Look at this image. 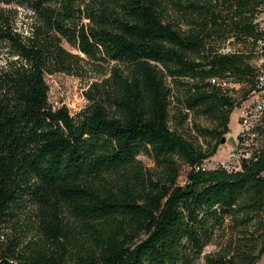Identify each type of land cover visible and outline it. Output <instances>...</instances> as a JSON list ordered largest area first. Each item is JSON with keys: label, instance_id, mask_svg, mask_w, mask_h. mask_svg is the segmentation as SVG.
I'll list each match as a JSON object with an SVG mask.
<instances>
[{"label": "trees", "instance_id": "trees-1", "mask_svg": "<svg viewBox=\"0 0 264 264\" xmlns=\"http://www.w3.org/2000/svg\"><path fill=\"white\" fill-rule=\"evenodd\" d=\"M169 6L0 0V264L261 259L264 164L194 166L216 152L237 103L209 78L231 75L243 97L253 85L250 57L219 48L264 35V0H174L176 17ZM104 67L79 109L52 104L48 77Z\"/></svg>", "mask_w": 264, "mask_h": 264}, {"label": "built area", "instance_id": "built-area-1", "mask_svg": "<svg viewBox=\"0 0 264 264\" xmlns=\"http://www.w3.org/2000/svg\"><path fill=\"white\" fill-rule=\"evenodd\" d=\"M264 9V7H263ZM262 26L259 30H262ZM223 54L242 52L250 57L249 63L255 68L253 85L245 97L239 93L242 84L236 82L229 74L209 78V83L237 99L234 110L237 112V133L229 131L234 145L225 156L217 154L210 159H203L194 166L196 171L220 170L226 173L241 172L245 166L258 161L264 164V35L247 37L234 42L228 39L220 48ZM233 110V111H234ZM225 137V136H224ZM226 143L220 146L223 147ZM264 175V170L261 172Z\"/></svg>", "mask_w": 264, "mask_h": 264}, {"label": "rangeland", "instance_id": "rangeland-1", "mask_svg": "<svg viewBox=\"0 0 264 264\" xmlns=\"http://www.w3.org/2000/svg\"><path fill=\"white\" fill-rule=\"evenodd\" d=\"M174 0H165L166 4L171 6ZM169 6V16L176 17V14L172 11V6ZM264 12V11H263ZM259 16V15H258ZM179 18V16H177ZM264 27V25L262 26ZM225 42V41H224ZM106 67L103 68V72H99L97 68H90L88 70L87 76L83 79L77 78L74 76H67V75H54L52 77H48V83L50 85V101L53 105H60L61 103H66L69 107H71V110L79 109L84 101H83V91L87 88L88 84L93 81H101L102 78L105 76L106 71H104ZM240 94V91L239 93ZM176 111L175 108L170 109V115H173ZM191 121H194V123H197L198 125L202 127H210L211 123H209L208 120L205 118L199 117L196 119H191ZM189 121V120H188ZM171 128L173 127L172 122L170 121ZM190 123L186 122L184 127L188 128L190 127ZM229 131L233 133H237L239 130V126L237 123V112L234 110L230 114L229 123H228ZM229 133V132H228ZM226 133L224 136L226 138V143L221 149L219 150L220 146L222 145L221 142L216 148V152L211 155L213 157L217 154L218 158H222L225 156L226 151H229L230 148L233 147L234 141L232 137ZM199 140V139H198ZM208 140V137H207ZM213 143V141H212ZM211 143V144H212ZM199 144L206 148L205 141H200ZM210 157V158H211ZM139 158L142 160L144 164L147 166H150L152 164L151 160L147 158L146 156L140 155ZM215 249L214 244H209L205 247L204 253L212 252ZM202 264V263H201ZM256 264H264V254L262 255L261 259Z\"/></svg>", "mask_w": 264, "mask_h": 264}, {"label": "crops", "instance_id": "crops-1", "mask_svg": "<svg viewBox=\"0 0 264 264\" xmlns=\"http://www.w3.org/2000/svg\"><path fill=\"white\" fill-rule=\"evenodd\" d=\"M257 21H259L261 25H264V13L260 14V16L257 18Z\"/></svg>", "mask_w": 264, "mask_h": 264}, {"label": "water", "instance_id": "water-1", "mask_svg": "<svg viewBox=\"0 0 264 264\" xmlns=\"http://www.w3.org/2000/svg\"><path fill=\"white\" fill-rule=\"evenodd\" d=\"M225 141V137H222L220 142L223 143Z\"/></svg>", "mask_w": 264, "mask_h": 264}, {"label": "bare ground", "instance_id": "bare-ground-1", "mask_svg": "<svg viewBox=\"0 0 264 264\" xmlns=\"http://www.w3.org/2000/svg\"><path fill=\"white\" fill-rule=\"evenodd\" d=\"M224 143V142H223ZM223 143H221V144H223Z\"/></svg>", "mask_w": 264, "mask_h": 264}]
</instances>
